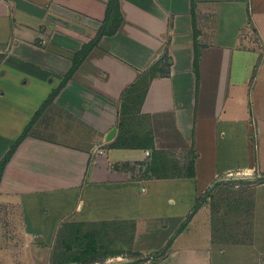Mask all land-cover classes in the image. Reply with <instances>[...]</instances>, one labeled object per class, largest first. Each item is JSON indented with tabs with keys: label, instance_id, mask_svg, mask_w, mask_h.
Listing matches in <instances>:
<instances>
[{
	"label": "crops",
	"instance_id": "0c3cea01",
	"mask_svg": "<svg viewBox=\"0 0 264 264\" xmlns=\"http://www.w3.org/2000/svg\"><path fill=\"white\" fill-rule=\"evenodd\" d=\"M107 3L0 0V163L94 38ZM118 4L116 32L98 40L2 167L0 264H264V239L212 240L205 202L176 234L221 177L264 173L256 144L264 131V0ZM164 53L165 74L143 79L140 97H124ZM138 221L150 233L105 255L82 234L75 258L59 236L72 224L96 231Z\"/></svg>",
	"mask_w": 264,
	"mask_h": 264
},
{
	"label": "rangeland",
	"instance_id": "374dc122",
	"mask_svg": "<svg viewBox=\"0 0 264 264\" xmlns=\"http://www.w3.org/2000/svg\"><path fill=\"white\" fill-rule=\"evenodd\" d=\"M240 53L247 54V49H240ZM260 74L264 77V68ZM256 144L259 148V156L262 160L261 165L263 167L264 131L259 132ZM233 159H235V154L234 157L232 156L230 162H233ZM212 194L213 196L207 199L205 204L210 210L216 206V233L223 234V232H226L228 236L230 235L226 241L230 243L242 240L244 244L253 245L257 241L260 242L264 239V173L258 175H252L251 173L246 176L229 173L227 176L219 179L218 184L213 187ZM59 229V236L67 237L65 242L72 245V255H75V258L81 257L78 253L80 245H82V243H79L82 234L88 240L92 239L94 243H101L103 255H105L117 249L122 250L130 247V243L127 244L126 241H130L131 238H138L142 232L150 233L151 230L148 223L144 224L139 221L132 226H125L122 223L103 224L101 228L96 229L97 232L94 229H89L85 225L80 224H72L69 227L62 226ZM153 230L158 232L160 226H155ZM141 242H143L141 246H149L146 239L141 240ZM199 244L197 243L196 245L198 246ZM62 246L65 247L66 244ZM135 246H133V249ZM55 247L60 250L62 248L61 243H56ZM194 247L196 248V246ZM105 258L103 260L100 259L97 264L116 263V260L113 258ZM127 264L133 263L129 262Z\"/></svg>",
	"mask_w": 264,
	"mask_h": 264
},
{
	"label": "trees",
	"instance_id": "16d2710c",
	"mask_svg": "<svg viewBox=\"0 0 264 264\" xmlns=\"http://www.w3.org/2000/svg\"><path fill=\"white\" fill-rule=\"evenodd\" d=\"M192 9H193V7H192ZM121 19H122V16H121V13L119 11L118 0H108L104 20H103L100 28L96 32L94 38H92L87 43H84L82 45V47L80 48V50L74 54L73 59H72V65H71L70 69L66 72V74L64 75L62 81L59 83V85L54 90L51 91V93L48 95V97L46 98V100L42 103V105L40 106V108L38 109V111L33 116V118L30 121V123L24 129V131L22 132V134L16 139V141L14 142V144H12L10 146L8 152L6 153V155L4 156V158L2 159V161L0 163V172L2 170V167L5 165V163L8 161V159L10 158V156L12 155V153L14 152L15 148L17 147V145L22 141V139L27 134V132H28L31 124L33 123V120H35V118L38 117V115L41 113V111L56 97V95L58 94V92L64 87V85L66 84V82L71 78V76L74 73V71L78 68V66L84 60V58L86 57V55L90 52V50L94 46H96V44L98 43V40L103 35H112V34H114L116 32V30H117V28H118V26H119V24L121 22ZM193 21L194 20H193V10H192V23H193ZM192 26H193V28H195L193 24H192ZM195 36H197V32L194 30V61H193V68H194L195 73L197 74L198 60H199V48H200V46L197 44V42L195 40ZM165 58H167V57H166V54L164 53L163 56H162V58H160L159 60H157L146 71L142 72V74L140 75V78L136 82V84L132 85L130 88H128L125 91L124 97H127V99H128L129 98V94L132 91H136V90H138L139 93H138V96H135V97L138 98V97L141 96V93L144 94V90L143 89L147 85V82H144V84H143V82H142L143 79H145V80L148 79L149 80V79L153 78L154 76L161 75V73L162 74H165L164 73V69L161 68L162 59H165ZM167 62H168V59H167L166 63ZM167 72L168 71L166 70V73ZM139 88H140V90H139ZM218 182H215L214 186H216L218 184ZM213 187L210 188L209 190H207L203 194V196H201L198 199V201L193 206V208L190 211V213L186 216V218L184 219V221L181 223V225L177 229L176 234L178 232H180L186 226L187 222L189 221V219L191 218V216L193 215V213L196 211V209L198 208V206H200L201 203H204L207 199H209L211 196H213V194H212ZM215 207L216 206H214V209L210 210L211 211V221H212V228H211L212 229V240L214 242H226V243H230V242H227L226 241L227 238L230 236V235L228 236L226 232H223V234L216 233L217 231L215 229V216H216L217 209ZM234 243H244V242L242 240H240V241H237V242L234 241Z\"/></svg>",
	"mask_w": 264,
	"mask_h": 264
},
{
	"label": "water",
	"instance_id": "95a60500",
	"mask_svg": "<svg viewBox=\"0 0 264 264\" xmlns=\"http://www.w3.org/2000/svg\"><path fill=\"white\" fill-rule=\"evenodd\" d=\"M115 132H116V127H112L106 134L105 136V141H110L114 135H115ZM34 240L38 241V238L37 237H34Z\"/></svg>",
	"mask_w": 264,
	"mask_h": 264
}]
</instances>
